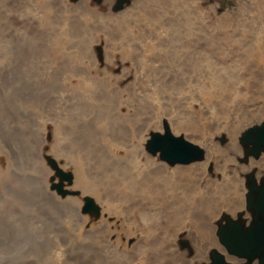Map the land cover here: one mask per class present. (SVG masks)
Masks as SVG:
<instances>
[{
	"label": "rangeland",
	"instance_id": "obj_1",
	"mask_svg": "<svg viewBox=\"0 0 264 264\" xmlns=\"http://www.w3.org/2000/svg\"><path fill=\"white\" fill-rule=\"evenodd\" d=\"M116 5L0 0V264H205L264 169L237 159L264 118V0ZM163 122L209 157L152 155Z\"/></svg>",
	"mask_w": 264,
	"mask_h": 264
},
{
	"label": "water",
	"instance_id": "obj_2",
	"mask_svg": "<svg viewBox=\"0 0 264 264\" xmlns=\"http://www.w3.org/2000/svg\"><path fill=\"white\" fill-rule=\"evenodd\" d=\"M128 1L117 0L116 7ZM239 134L237 141L242 157L237 159L249 165L264 152V118L248 125ZM146 149L168 165H187L206 158V150L183 135L174 134L167 122H163L161 131L150 132ZM51 163L58 177L51 187L61 195L79 194L64 188V181L71 184L72 173L59 168L52 159ZM257 171L258 167H250L247 173H243L245 191L242 207L234 215L223 212L216 220L215 235L219 248L209 249V261L205 264H264V170L259 174ZM83 200L82 212L95 216L100 213L92 197L84 195Z\"/></svg>",
	"mask_w": 264,
	"mask_h": 264
},
{
	"label": "bare ground",
	"instance_id": "obj_3",
	"mask_svg": "<svg viewBox=\"0 0 264 264\" xmlns=\"http://www.w3.org/2000/svg\"><path fill=\"white\" fill-rule=\"evenodd\" d=\"M262 114L264 115V111H263ZM139 145L141 146V144H139ZM138 147H139V146H138ZM136 149H137V147H136ZM205 150H206V157H209V150H208L207 148H206ZM137 152H138V151H137ZM141 152H142V151H141ZM132 153H133V152H132ZM139 153H140V152H139ZM136 154L138 155V153H136ZM137 155H136V156H137ZM147 159H148V158H147ZM148 161H149V160H148ZM148 161H147V162H148ZM249 164H250V163H249ZM148 165H149V164H148ZM150 165H151V164H150ZM197 167H198V166H197ZM150 168H151V167H150ZM177 169H178V168H177ZM259 169H260V168H259ZM259 169H258V171H257L258 174L260 173V170H261V169H260V170H259ZM249 170H250V168H249ZM262 170H264V169H262ZM66 200H67V199H66Z\"/></svg>",
	"mask_w": 264,
	"mask_h": 264
}]
</instances>
